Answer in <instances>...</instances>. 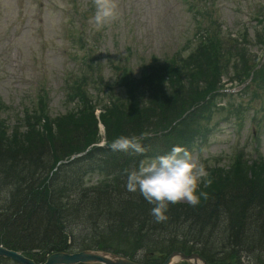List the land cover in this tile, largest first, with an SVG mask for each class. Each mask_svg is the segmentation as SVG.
<instances>
[{"label":"rangeland","instance_id":"rangeland-1","mask_svg":"<svg viewBox=\"0 0 264 264\" xmlns=\"http://www.w3.org/2000/svg\"><path fill=\"white\" fill-rule=\"evenodd\" d=\"M78 1L82 2L83 6L88 0ZM137 1L141 6L139 13L131 12L126 15L119 10V20L100 29L93 22L96 9L92 14H85V24L89 33L91 35L94 32L100 34V37L96 39L98 45L96 55H100L99 70L105 82L112 81L114 83L115 81L116 73L111 69V65L117 64L114 57L117 59L123 57L120 64H131L133 73L137 74L140 72L142 64L149 61L148 58L150 59L151 54L159 56L164 61L178 50L179 39V44H181L184 39L190 36L191 15L188 11V15L186 14L181 0ZM227 1L215 0L223 15L224 30L233 32L235 30L234 16H239V13ZM260 1L264 6V0ZM209 2L211 0H200L204 7L208 6ZM86 9L87 6H83L80 13L83 14ZM57 19L58 13L50 7L38 11L37 7L29 0H0V103L6 106V111L1 112V118L6 117V121L9 123L21 122L24 107L20 104L27 98L25 86L16 82L19 74L28 76L33 71L40 80H48L47 84L52 89L49 103L50 116L62 115L70 108L65 103L63 95L64 79L61 68L64 60L57 51L58 42L56 40L59 35ZM126 55L130 61H125ZM136 55L142 56L144 60L141 61ZM69 66L73 68L71 63ZM230 86H232L231 83H228L226 88ZM98 87L89 88V93L93 95V100L98 102V105H104L106 103L104 99L105 102L100 97L99 100H96L97 98L94 96ZM115 91L117 95L121 94L119 89ZM223 100L220 101V105H225ZM254 106L260 107L256 104ZM252 112L250 109H245L238 133H236L237 126L235 125V121L238 119L237 114L235 119L227 120L229 122L225 121V115L222 113L216 115L211 122L212 132L207 142L202 148L195 149L192 154L194 160L196 162L197 159L210 161L215 157L218 160L222 159L221 163L225 164L230 155V144L233 137L238 134L243 139L247 135ZM257 117L263 120L264 112L262 111ZM254 135L258 138V142L254 143V146L253 142H250L248 149L257 147L259 152L264 155V127L258 129V133L254 131ZM44 147L45 145H43ZM87 182L90 185L94 184V178H89ZM5 195L6 193L0 194V206H5ZM4 215H6L4 211H0V217ZM76 228L84 230L81 226ZM186 237L196 241L203 240L191 234ZM80 241L86 240L81 238ZM201 247L208 253L207 244L204 243Z\"/></svg>","mask_w":264,"mask_h":264},{"label":"clouds","instance_id":"clouds-1","mask_svg":"<svg viewBox=\"0 0 264 264\" xmlns=\"http://www.w3.org/2000/svg\"><path fill=\"white\" fill-rule=\"evenodd\" d=\"M119 18L118 0H96L93 22L98 29ZM147 138V134L139 137L120 136L111 141L110 147L114 152L144 156L146 148L143 141ZM207 175L202 163L196 162L188 150L176 145L167 154L142 159L125 169V189L142 196L152 206L151 215L155 222L163 223L168 220L170 205L187 202L189 206H199L204 195L201 184Z\"/></svg>","mask_w":264,"mask_h":264},{"label":"trees","instance_id":"trees-1","mask_svg":"<svg viewBox=\"0 0 264 264\" xmlns=\"http://www.w3.org/2000/svg\"><path fill=\"white\" fill-rule=\"evenodd\" d=\"M22 146V145H20ZM32 147V145H31ZM2 151H0V163L3 164V172L6 175H9V177L13 180H16V181H20V182H23L25 180H29V182H32L33 179L32 178H28V175L30 176L31 174L29 173L28 169L29 167L27 166L26 163H24V160H22L23 158L25 157H31L32 155H34V153H36L37 157L40 158V152L39 150H34V151H25L21 148H17V146H15L14 144H2L1 147ZM33 150V149H32ZM34 157V156H32ZM40 162H42V159H39ZM27 178V179H26ZM47 193L48 191L45 190ZM50 197L51 199L47 200V202H49L51 204V207H49L48 211L49 212H45L46 214H49L50 211L52 212V219L51 218H45L46 220H44V217L43 218H40V219H36L39 223L42 222L43 224H48V225H53V226H57V222H58V219L55 220L56 218V208L57 206L61 209H63V206L60 205L61 203H58V198H59V192L57 191H54L53 193L50 191ZM37 197H41V196H37ZM31 198H29L28 200H30ZM31 202V201H30ZM115 202L114 204L112 203H109V204H104L102 207H98L99 209L101 210H106V212H108L109 210L111 209H114L115 208ZM98 208H90L88 210L89 212V215L92 214V213H95L98 211ZM12 219L10 218L9 221H11ZM20 220H17L15 222V226L18 227L21 225V222ZM38 223V226L40 227V233L43 231L44 232V226L43 225H39ZM39 233V234H40ZM61 236V232L58 231V229L51 235V236H47V246L48 245H51V249L49 251H63L62 248H60L59 246H55V248H52V243H53V240H58ZM261 237V240L264 242V232L260 235ZM52 242L51 244L48 243V242ZM103 245V244H102ZM48 251V252H49Z\"/></svg>","mask_w":264,"mask_h":264},{"label":"bare ground","instance_id":"bare-ground-1","mask_svg":"<svg viewBox=\"0 0 264 264\" xmlns=\"http://www.w3.org/2000/svg\"><path fill=\"white\" fill-rule=\"evenodd\" d=\"M46 188L47 184H45L44 182L33 180L32 182H29L26 186H24L23 189L13 191L8 203V205L11 207V213H13L14 216H18L23 223H27L32 219L43 218L45 216V213L35 211L32 203L28 199L33 196H41L45 200L51 199L50 194L45 191ZM261 221V218L256 213L250 211L245 213V223L257 224ZM34 223H37V220H34ZM12 233L15 234L14 236H19L23 232L20 231L19 228H14L12 230ZM185 242H193V240L187 239L185 240Z\"/></svg>","mask_w":264,"mask_h":264},{"label":"water","instance_id":"water-1","mask_svg":"<svg viewBox=\"0 0 264 264\" xmlns=\"http://www.w3.org/2000/svg\"><path fill=\"white\" fill-rule=\"evenodd\" d=\"M90 257H91L90 255H80V256H74V257L57 255V256L52 257L48 264H57V263L58 264H63V263L69 264V263L80 261V260H82V262H85Z\"/></svg>","mask_w":264,"mask_h":264}]
</instances>
